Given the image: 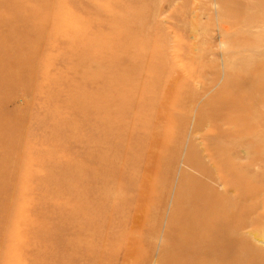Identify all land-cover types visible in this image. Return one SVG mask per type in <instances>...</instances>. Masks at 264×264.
Here are the masks:
<instances>
[{
	"label": "rangeland",
	"instance_id": "1",
	"mask_svg": "<svg viewBox=\"0 0 264 264\" xmlns=\"http://www.w3.org/2000/svg\"><path fill=\"white\" fill-rule=\"evenodd\" d=\"M263 84L264 0H0V264H162L204 181L264 246Z\"/></svg>",
	"mask_w": 264,
	"mask_h": 264
},
{
	"label": "bare ground",
	"instance_id": "2",
	"mask_svg": "<svg viewBox=\"0 0 264 264\" xmlns=\"http://www.w3.org/2000/svg\"><path fill=\"white\" fill-rule=\"evenodd\" d=\"M245 80L248 81V79L244 77L236 80L234 88H236V86L238 87L239 91L237 92H240V88L242 86L241 82ZM255 81H258V79H255ZM218 98H213L214 100L211 101L210 105H208L211 112H216L218 117H214L216 114H213V116H209V118L228 119L227 122H229V120L236 122L238 118L240 119L241 117L246 119L245 117L248 115L244 114L242 110L248 109H243L246 108V106L239 102L236 98L235 99L237 101L233 96L228 98L225 93L220 95L219 99ZM239 100H241V98ZM259 100L260 98L255 100V102ZM198 117L200 118L201 116ZM203 119L200 120L202 121ZM213 126L215 127V125ZM198 166L199 165H196L197 168ZM244 168H246V166L242 165L233 166L232 169H229L228 167L226 170H228L227 173L229 174L224 173V176L220 177V179L233 186L237 183L238 185L235 187L240 186L241 193L239 192V195L243 198L241 200H246L251 197L253 206H255L256 203H264V196H255L254 194L256 190L252 191L249 186L242 185V179H247L245 176L246 174L243 171ZM201 170L203 171L205 169ZM208 174L207 175L210 176L209 178H213V181L216 176L213 177L215 174L211 173L210 168L208 169ZM216 179L218 180L217 177ZM194 183L196 185L195 181ZM197 185L196 187L191 185L193 188L188 186L190 189L187 187L185 188L188 189L187 192H190L188 195H185L187 198H191L190 194L192 191L198 192V195L194 197L195 195L192 194L194 201L192 203L189 201L190 205L186 206L184 210H181L180 214L176 218L179 221V226L177 228H181V231L186 234L183 238V242L174 248L173 253L170 256L163 257L164 259L161 258V261H165L162 262V264L168 261V263L173 262V264H228L232 261H236L237 259L238 264H264V246H257L253 244L249 237L242 236L240 232L241 228L246 227L249 222L259 221L261 216L257 214L251 216L248 213V211L251 212L250 205H245L246 202L243 201L238 202L239 198L236 201L233 195L230 196L226 192L221 193L209 182H199ZM256 188H258L257 191L259 193L261 192V194L264 195V180L262 182V187ZM189 198L186 199V201L189 200ZM3 214L4 213L2 212L1 219ZM181 247L185 249V254L181 255L178 253L179 248ZM207 253L210 255V261L202 258ZM213 258H217V260L213 261Z\"/></svg>",
	"mask_w": 264,
	"mask_h": 264
}]
</instances>
